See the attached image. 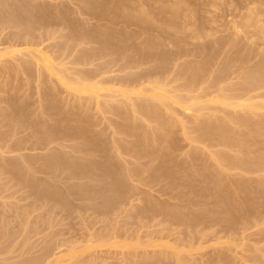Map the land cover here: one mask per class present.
<instances>
[{
    "label": "rangeland",
    "instance_id": "374dc122",
    "mask_svg": "<svg viewBox=\"0 0 264 264\" xmlns=\"http://www.w3.org/2000/svg\"><path fill=\"white\" fill-rule=\"evenodd\" d=\"M171 1L0 0V145L7 140L13 149L0 148V264H264V168L257 174L264 162L228 169L238 153L221 142L217 120L228 112L247 119L232 129L253 144L254 161L264 158V130L254 132L264 111L210 102L221 92L239 95L242 73L258 63L256 53L262 57L264 0H189L186 8L196 13L191 24L177 21L181 34L163 24L172 20ZM139 8L154 21L146 11L148 24L133 22ZM196 68L198 80L190 74ZM154 80L168 99L149 101L155 112L143 116L133 106L139 90L155 92ZM63 157L71 161L60 166ZM224 209L234 212V223Z\"/></svg>",
    "mask_w": 264,
    "mask_h": 264
},
{
    "label": "bare ground",
    "instance_id": "6f19581e",
    "mask_svg": "<svg viewBox=\"0 0 264 264\" xmlns=\"http://www.w3.org/2000/svg\"><path fill=\"white\" fill-rule=\"evenodd\" d=\"M27 1V0H26ZM117 1V0H116ZM130 1L132 2L131 4H130ZM138 1V0H137ZM147 0H139L138 2H136V0H125V4H129V5H148L147 4V2H146ZM154 1V0H153ZM156 1V0H155ZM168 1V0H167ZM195 1V0H194ZM205 1V0H204ZM203 1V2H204ZM211 1V0H210ZM217 1L218 0H216V3H217ZM221 1V0H220ZM248 1H251V0H248ZM254 1V3H256V0H252V2ZM83 2V1H82ZM85 2V1H84ZM120 2H122L123 3V5H125L124 4V2H123V0L121 1L120 0ZM120 2H118V3H120ZM139 2L141 3V4H139ZM161 2V1H160ZM164 2V1H163ZM162 2V3H163ZM206 2V1H205ZM214 2V1H213ZM212 2V3H213ZM219 2V1H218ZM21 3H22V1H21ZM20 3V4H21ZM25 3V2H24ZM29 3V2H28ZM118 3H116L115 2V5H121V4H118ZM133 3H135V4H133ZM156 3V2H155ZM170 3V2H169ZM168 3V4H169ZM193 3V2H192ZM207 3V2H206ZM209 0H208V6H209ZM229 3V2H228ZM238 3V2H237ZM247 3H251V2H247L246 1V4ZM261 3V2H260ZM6 4V3H5ZM158 3H156L155 5H157ZM194 4V3H193ZM193 4H191V5H193ZM231 4H232V2H231ZM245 4V3H244ZM245 4V5H246ZM252 4V3H251ZM259 4V3H258ZM263 4H264V2H263ZM11 5V4H10ZM93 5V4H92ZM166 5H167V2H166ZM184 5H186V6H184ZM187 5H190V1L189 0H172L171 1V4H170V6H171V8H170V6H169V11L168 10H165V11H168L169 12V14L171 15V21H170V23H168L167 22V20H166V23L167 24H169L168 26H166L167 24L166 23H163L164 24V26L166 27V28H170L171 26L172 27H176V24H177V21H178V23H179V21H184L183 23H185L186 22V19L187 20H189V21H187L186 23H190V20H191V14L192 15H194L196 12H195V10H194V12L195 13H193L192 12V10H189L188 8H186L187 7ZM199 5H202V4H199ZM214 5V4H213ZM216 5V4H215ZM214 5V6H215ZM218 5H219V3H218ZM233 5V4H232ZM234 5H237V4H234ZM239 5V4H238ZM255 5H257V4H255ZM260 5V4H259ZM16 6V5H15ZM206 6H207V4H206ZM207 6V7H208ZM217 6V5H216ZM94 7V6H93ZM195 7V6H194ZM210 7H213L212 5L210 6ZM218 7V6H217ZM7 8V7H6ZM105 8H107V7H105ZM118 8V7H117ZM214 8V7H213ZM2 9V8H1ZM109 9V8H108ZM123 9V8H122ZM170 9H171V11H170ZM193 9V8H192ZM206 9V8H205ZM211 9V8H210ZM217 8H215L214 10H216ZM14 10V9H13ZM32 10V9H31ZM105 10V9H104ZM125 10V9H124ZM134 10V9H133ZM138 10H140V8L139 9H137V11H136V9H135V11L136 12H138L136 15L137 16H141V17H139V19H138V17L137 16H135L134 15V17H133V13H132V20H133V22H134V19H135V21L137 20V21H139V22H142V23H147V22H149L148 21V17H150L151 15L148 13V11L147 10H145V9H143V10H145L144 12H142L143 10L141 9L140 10V12H142V13H140ZM11 11V10H10ZM109 11V10H108ZM146 11H147V13H148V17L146 16ZM150 11V10H149ZM165 11H163V13L165 12ZM205 11V13H207V12H209L210 10H204ZM207 11V12H206ZM249 11V10H248ZM247 11V12H248ZM250 11H254V10H250ZM1 12V14H2V11H0ZM6 12V11H5ZM20 12V11H19ZM31 12V11H30ZM112 12V11H111ZM119 12V11H118ZM160 12V11H159ZM199 12V11H198ZM10 13V12H9ZM115 13V12H114ZM120 13V12H119ZM161 13V12H160ZM166 13V12H165ZM209 13H211V12H209ZM25 14H28V13H25ZM108 14V13H107ZM124 14V13H123ZM139 14H141V15H139ZM158 14V13H157ZM168 14V13H167ZM208 14V13H207ZM248 14H249V12H248ZM9 15V14H8ZM11 15V14H10ZM9 15V16H10ZM116 15V14H115ZM159 15H161V14H159ZM158 15V16H159ZM198 15V14H197ZM206 15V14H205ZM250 15V14H249ZM252 15H253V13H252ZM251 15V16H252ZM35 16V15H34ZM58 16V15H57ZM250 16V17H251ZM13 17V16H12ZM20 17V16H19ZM25 17V16H24ZM27 17V16H26ZM26 17L24 18V19H26ZM59 17V16H58ZM57 17V18H58ZM137 19H136V18ZM157 17V16H156ZM160 17V16H159ZM158 17V18H159ZM194 17V16H193ZM196 17V16H195ZM27 18H29V17H27ZM31 18V17H30ZM40 18V17H39ZM140 18H141V20L143 19V21L144 20H146L145 22H143V21H141L140 20ZM151 18V17H150ZM198 18V17H197ZM197 18H195L194 20H196ZM204 18H205V16H204ZM248 18V17H247ZM13 19V18H12ZM11 19V20H12ZM37 19V18H36ZM64 19V18H63ZM152 20L151 21H154L153 20V18H151ZM180 19H182V20H180ZM185 19V20H184ZM202 19V18H201ZM200 19V20H201ZM252 19V18H251ZM8 20V19H7ZM150 20V19H149ZM163 20V19H162ZM170 20V19H169ZM247 21H248V19H246ZM253 20V19H252ZM53 21H55V20H53ZM150 21V22H151ZM158 21V20H157ZM197 21V20H196ZM207 21H209V20H207ZM246 21V22H247ZM251 21V20H250ZM28 22V20H26V23ZM31 22V21H30ZM39 22H40V20H39ZM45 22V21H44ZM56 22V21H55ZM62 22V21H61ZM165 22V21H164ZM195 22V21H194ZM198 22H199V18H198ZM204 22V21H203ZM211 22V21H210ZM256 22V21H255ZM7 23H8V21H7ZM19 23V22H18ZM17 23V24H18ZM25 23V22H24ZM25 23V27H27L28 25ZM43 23V22H42ZM154 23V22H153ZM185 23V24H186ZM197 23V22H196ZM212 23H214V22H212ZM245 23V22H244ZM248 23V22H247ZM256 23H258V22H256ZM262 23H264V22H262ZM20 24V23H19ZM138 24H140V23H138ZM148 24V23H147ZM147 24H145V25H147ZM149 24H152V22L151 23H149ZM162 24V25H163ZM184 24V25H185ZM191 24V23H190ZM199 24H200V22H199ZM202 24V23H201ZM211 24V23H210ZM249 24V23H248ZM27 25V26H26ZM29 25H31V24H29ZM37 25V24H36ZM35 25V26H36ZM42 25V24H41ZM55 25V24H54ZM60 25V24H59ZM142 25H144V24H142ZM182 25V24H181ZM193 25V24H192ZM208 25V24H207ZM245 25H246V23H245ZM256 25V24H255ZM258 25L259 24H257V27H258ZM141 26V25H140ZM148 26H150V25H148ZM190 26V25H189ZM200 26H203L204 27V25L202 24V25H200ZM263 26V25H262ZM261 26V27H262ZM62 27H64L63 25H62ZM151 27V26H150ZM164 27V28H165ZM171 27V28H172ZM192 27V26H191ZM190 27V28H191ZM210 27V26H209ZM245 27V26H244ZM17 28V27H16ZM19 28V27H18ZM30 28H31V26H30ZM163 28V29H164ZM193 28V27H192ZM206 28V27H205ZM235 30H236V28H235V26L233 27ZM231 29V30H234V29ZM256 28V27H255ZM263 28V27H262ZM172 29H175V31H176V33H178V32H180V31H183L182 30V28H180L178 25H177V27L176 28H172ZM183 29H184V27H183ZM196 29H198V28H196ZM200 29H202V28H200ZM238 29V28H237ZM257 29V28H256ZM31 30H33V29H31ZM162 30V29H161ZM166 30V29H165ZM164 30V31H165ZM192 30V29H191ZM194 30H195V28H194ZM206 30V29H205ZM204 30V31H205ZM260 30V29H259ZM261 30H263V29H261ZM164 31L162 32L163 34H164ZM173 31V30H172ZM189 31V30H188ZM197 31V30H196ZM201 31V30H200ZM213 31V30H212ZM237 31V30H236ZM174 32V31H173ZM191 32H193V31H191ZM190 32V33H191ZM202 32H203V30H202ZM215 32V31H214ZM161 33V32H160ZM175 33V32H174ZM193 33H195V32H193ZM192 33V34H193ZM204 33V32H203ZM234 33V32H233ZM232 33V34H233ZM236 33V32H235ZM234 33V34H235ZM178 34H181V33H178ZM201 34V35H200ZM200 34L199 33H197L195 36H196V38H199V39H201L202 38V40H203V37H202V33L200 32ZM205 34V33H204ZM215 34V33H214ZM263 34V33H262ZM104 35V34H103ZM177 35V34H176ZM208 35V34H207ZM98 36V35H97ZM189 36L191 37V34H189ZM194 35L192 36V37H195ZM209 36H211L210 38H212L213 36L212 35H209ZM234 36V35H233ZM237 36H239V35H237ZM101 37V36H100ZM104 37V36H103ZM158 37V36H157ZM181 37V36H180ZM189 37V38H190ZM207 37V36H206ZM230 37V36H229ZM235 38H236V36H234ZM261 39H263V36L261 35ZM69 38V37H68ZM112 38V37H111ZM151 38V37H150ZM161 38V37H160ZM177 38V37H176ZM184 38V37H183ZM208 38V37H207ZM216 38V37H215ZM233 38V37H232ZM231 37H230V40L232 39ZM101 39V38H100ZM178 39V38H177ZM259 39H260V36H259ZM72 40V39H71ZM96 40V39H95ZM181 40V39H180ZM196 40V39H195ZM201 40V41H202ZM216 40H217V38H216ZM226 40V39H225ZM234 40H236V39H233V41ZM69 41V40H68ZM67 41V42H68ZM155 42H156V44L155 45H157L158 44V42L156 41V40H154ZM191 41H194V39H192ZM197 41V40H196ZM205 41V40H204ZM218 41V40H217ZM222 41V40H221ZM239 41V40H238ZM235 42V43H240V42ZM150 42H151V40H150ZM176 42H177V40H176ZM186 42V41H185ZM206 42V41H205ZM210 42V41H209ZM262 42L264 43V40H262ZM95 43V42H94ZM118 43V42H117ZM160 43V42H159ZM197 43H198V41H197ZM201 43H203V42H201ZM232 43V42H231ZM230 43V41H229V44L230 45H232ZM234 43V44H235ZM114 44V43H113ZM147 44V43H146ZM174 44V43H173ZM179 44V43H178ZM145 44H143V46H144ZM153 45V44H152ZM151 45V47H153ZM160 44H158V46H159ZM176 45V44H175ZM186 45V44H185ZM208 45H211V43H209ZM220 45V44H219ZM147 46H148V44H147ZM150 46V45H149ZM148 46V47H149ZM179 46V45H178ZM191 46H193V43L191 44ZM212 46V45H211ZM215 46V45H214ZM226 46H228V45H226ZM247 46H249V45H247ZM246 46V47H247ZM146 47V46H145ZM157 47V46H156ZM179 47H181V43H180V46ZM198 47H199V45H198ZM201 47V46H200ZM204 47V46H203ZM202 47V48H203ZM206 47V46H205ZM209 47V46H208ZM216 47V46H215ZM252 47V46H251ZM251 47L249 46V48L251 49ZM264 47V46H263ZM106 48H108V46L106 47ZM106 48H105V50H106ZM125 48V47H124ZM193 48V47H192ZM218 48V47H217ZM220 48V47H219ZM252 48H254V47H252ZM102 49V48H101ZM144 49H147L148 50V48H144ZM180 49V48H179ZM178 49V50H179ZM191 49V48H190ZM197 49V48H196ZM200 49V48H199ZM204 49V48H203ZM210 49V48H209ZM208 49V50H209ZM243 49V48H242ZM247 49V48H246ZM264 49V48H263ZM104 50V49H103ZM109 50V49H108ZM182 50H183V48H182ZM194 50V49H193ZM198 50V49H197ZM214 50V49H213ZM218 50V49H217ZM247 50H249V49H247ZM246 50V51H247ZM254 50V49H253ZM21 51V50H20ZM19 51V52H20ZM22 51H25V50H22ZM143 51V50H142ZM145 51V50H144ZM158 51V50H157ZM204 51V52H203ZM202 51V53L204 54L205 53V50H203ZM244 51V50H243ZM251 50H249V52H250ZM255 51V50H254ZM262 51H264V50H262ZM38 52V51H37ZM104 52V51H103ZM114 52V51H113ZM186 52V51H185ZM194 52V51H193ZM193 52H191V53H193ZM248 51H247V54L249 53ZM256 52V51H255ZM258 52V51H257ZM21 54H22V52H20ZM24 53H26V52H24ZM119 53V52H118ZM175 53H177V52H175ZM225 53V52H224ZM246 53V52H245ZM254 53V52H253ZM253 53H251V54H253ZM259 53H261V52H259ZM264 53V52H263ZM263 53H261L262 54V57L260 58V56L261 55H259L258 53H256V59L257 58H259V61H258V63L257 62H255V60H254V62L255 63H253L254 64V66H252V67H250V69L248 68V70H246L244 73H242V75H241V81L239 82L240 83V85L242 86V89H241V92H240V94L239 95H237V96H231V97H226V95L225 96H223V93L221 92V95H218V96H214L215 98L213 99V100H211L210 102H212V103H216V104H220V106L221 105H223L224 106V108H226L227 107V109H229L230 111H232V110H234V109H239L241 112L243 111V112H245V111H251L252 109H254V110H263L264 111V101L263 102H260L259 104H250V103H248V101L249 100H252V99H254V98H261V99H264V92L263 93H261L260 92V94H258L259 93V91H262V90H264V56H263ZM20 54V55H21ZM28 54V53H27ZM34 54V53H33ZM88 54V53H87ZM144 54V53H143ZM146 54V53H145ZM188 54V53H187ZM195 54V53H194ZM259 56H258V55ZM93 55V54H92ZM153 55H155V54H153ZM179 55H180V53H179ZM178 55V56H179ZM186 55V54H185ZM190 55V54H189ZM210 55V54H209ZM215 55H216V51H215ZM24 56H26V55H24ZM29 56H30V54H29ZM37 55L35 54V57H36ZM40 56V55H39ZM208 56V55H207ZM221 56V55H220ZM253 56H254V54H253ZM254 56V57H255ZM38 57V56H37ZM41 57V56H40ZM40 57H39V59H40ZM82 57V56H81ZM84 57H85V55H84ZM88 57V56H87ZM95 57V56H94ZM97 57V56H96ZM102 57V56H101ZM176 57V56H175ZM252 57V56H251ZM25 58V57H24ZM144 58H145V55H144ZM160 58V57H159ZM98 59V58H97ZM123 59V58H122ZM207 59V58H206ZM206 59H204V63H207L208 62V59L206 60ZM236 60H238L237 58H235ZM235 59L233 60V62H235ZM261 59V60H260ZM33 60H38L37 58L36 59H33ZM82 60V59H81ZM121 60V59H120ZM144 60V59H143ZM203 60V59H202ZM244 60V59H243ZM80 60L78 59V62H79ZM162 61V60H161ZM228 61V60H227ZM230 61V60H229ZM228 61V62H229ZM36 62V61H35ZM46 62V61H45ZM128 62V61H127ZM130 62V61H129ZM242 62V61H241ZM240 62V63H241ZM245 62V64H246V61H244ZM38 63V62H37ZM47 63V62H46ZM83 63H85V62H83ZM87 63V62H86ZM131 63V62H130ZM227 63V62H226ZM239 63V62H238ZM257 63V64H256ZM105 64V63H104ZM103 64V65H104ZM109 64V63H108ZM158 64V63H157ZM160 64V63H159ZM242 64V63H241ZM256 64V65H255ZM34 65V64H33ZM53 65V64H52ZM51 65V66H52ZM74 65V64H73ZM126 65H128V64H126ZM231 65V64H230ZM247 65L248 64H246V67H247ZM41 66H43L42 64H41ZM108 66V65H107ZM106 66V67H107ZM160 66V65H159ZM229 66V65H228ZM232 66V65H231ZM244 66V65H243ZM23 67V66H22ZM35 67V66H34ZM38 67V66H37ZM122 67V66H121ZM125 67V66H124ZM224 67V66H223ZM245 67V68H246ZM25 68V67H24ZM109 68V67H108ZM107 68V69H108ZM198 68V67H197ZM192 69V72L190 73V74H192L191 75V78L193 79H197L198 80V72L201 70V69ZM227 68V67H226ZM235 68V67H234ZM243 68V67H242ZM23 69V68H22ZM21 69V70H22ZM43 69V68H42ZM46 69V68H45ZM187 69V68H186ZM224 69V68H223ZM247 69V68H246ZM17 70H18V68H17ZM65 70V69H64ZM74 70H75V68H74ZM240 70V69H239ZM26 71V70H25ZM24 71V72H25ZM46 71V70H45ZM47 71H48V69H47ZM46 71V72H47ZM103 71V70H102ZM204 71H206V70H204ZM203 71V72H204ZM19 72V71H18ZM29 72V71H28ZM64 72V71H63ZM201 72V71H200ZM202 72V73H203ZM26 73V72H25ZM48 73V72H47ZM100 73V72H99ZM106 73H109V72H106ZM110 73H111V71H110ZM211 73H213V72H211ZM60 74V73H59ZM91 74V73H90ZM210 74V73H209ZM209 74L207 73V78L208 77H210L209 76ZM240 74V73H239ZM58 75V74H57ZM64 75V74H63ZM76 75V74H75ZM81 75V74H80ZM141 75V74H140ZM139 75V76H140ZM189 75V74H188ZM203 74H201V78L203 77L202 76ZM236 75H237V73H236ZM137 76V75H136ZM176 76V75H175ZM190 76V75H189ZM68 77V76H67ZM88 77V76H87ZM90 77V76H89ZM143 77V76H142ZM148 77V76H147ZM186 77V76H185ZM206 77V76H205ZM39 78H41V77H39ZM135 78V77H134ZM141 78V77H140ZM204 78V77H203ZM231 78V77H230ZM61 79L62 80H65V77H64V79L61 77ZM71 79V76H70V78H69V80ZM73 79V78H72ZM136 79V78H135ZM142 79V78H141ZM199 79H200V77H199ZM238 79H239V77H238ZM79 80H80V78H79ZM83 80H85V78L83 79ZM119 80V79H118ZM124 80V79H123ZM140 80V79H139ZM202 80V79H201ZM205 80V79H204ZM204 80H202L204 83H205V81ZM207 80V79H206ZM209 80H210V78H209ZM229 80V79H228ZM66 81V80H65ZM78 81V80H77ZM76 81V82H77ZM114 81V80H113ZM168 81H170V80H168ZM200 81V80H199ZM208 81V80H207ZM220 81V80H219ZM63 82V81H62ZM117 82V81H116ZM121 82V81H120ZM140 82H141V80H140ZM144 81H142L141 83H143ZM154 82H156L155 84L153 83V86H155L154 87V89H155V92L154 93H151V94H147V92H146V94H143L141 91H143L142 89H141V91L139 90V92H140V94L142 95V100H137L138 102H137V104H136V106H133V107H135L136 108V110H137V112L138 113H141L143 116L144 115H148V116H150V113H154L155 112V108H151V105L149 104L150 102L149 101H151V100H157V101H159V102H163V101H166V98H167V96H165V94L164 93H161L162 92V84L161 83H158L157 81H155L154 80ZM172 82V81H171ZM193 82V81H192ZM191 82V83H192ZM209 82V81H208ZM71 83V81L69 82V84ZM74 83V82H73ZM86 83H87V81H86ZM85 83V84H86ZM89 83H92V82H89ZM124 83V82H123ZM123 83H121V84H123ZM130 83V82H129ZM129 83H128V86H129ZM158 83V84H157ZM200 83V82H199ZM203 83V84H204ZM222 83V82H221ZM75 84V83H74ZM74 84H70V85H74ZM95 84V83H94ZM125 84V83H124ZM139 84V83H138ZM198 84V83H197ZM201 84V83H200ZM238 84V83H237ZM76 85V84H75ZM84 85V84H83ZM163 85H165V84H163ZM218 85H219V83H218ZM65 86V85H64ZM86 86H90L89 84L88 85H86ZM126 86V85H125ZM131 86H132V84H131ZM196 86V85H195ZM224 86V85H223ZM68 87V86H67ZM92 87V86H91ZM134 87V86H133ZM141 87V86H140ZM190 87V86H189ZM96 88V87H95ZM153 88V87H152ZM164 88V87H163ZM201 88V87H200ZM91 89V88H90ZM150 89H151V87H150ZM223 89V88H222ZM231 89V88H230ZM84 90V89H83ZM91 90H95L94 88L93 89H91ZM145 90V89H144ZM153 90V89H152ZM234 90V89H233ZM70 91V90H69ZM72 91V90H71ZM86 91V90H85ZM151 91V90H150ZM149 91V92H150ZM182 91H184V90H182ZM221 91V90H220ZM225 91V90H224ZM126 92V91H125ZM133 92V91H132ZM148 92V93H149ZM164 92V91H163ZM167 92V91H166ZM189 93H190V91H188ZM206 92H208L207 90H206ZM254 92H258L257 94H253L252 95V93H254ZM83 93V92H82ZM122 93H124L123 92V90H122ZM135 93V92H134ZM209 93H211V91H209ZM208 93V94H209ZM81 94V93H80ZM117 94V93H116ZM119 94H121L120 92H119ZM199 94V93H198ZM206 94V93H205ZM207 94V95H208ZM139 95V94H138ZM140 95V96H141ZM190 95V94H189ZM117 96V95H116ZM119 96H121V95H119ZM123 96H124V94H123ZM139 96V97H140ZM205 96V95H204ZM186 97V96H185ZM206 97V96H205ZM204 97V98H205ZM125 98V97H124ZM141 98H139V99H141ZM195 98V97H194ZM208 98V97H207ZM113 99H114V97H113ZM126 99V98H125ZM138 99V98H137ZM168 99V98H167ZM175 101H178V102H180V103H183V102H181L179 99H176V98H173ZM198 99V98H197ZM136 100V99H135ZM170 100V99H169ZM129 101V100H128ZM109 102V101H108ZM124 102H125V100H124ZM131 102H133V101H131ZM101 103V102H100ZM134 103V102H133ZM164 103V102H163ZM131 104V103H130ZM151 104H152V102H151ZM169 104V103H168ZM161 105V104H160ZM19 106V105H18ZM100 106V105H99ZM123 106V105H122ZM153 106V105H152ZM10 107V106H9ZM124 107V106H123ZM154 107V106H153ZM156 107V106H155ZM44 108V107H43ZM131 108H132V106H131ZM10 109V108H9ZM12 110V109H11ZM18 110V109H17ZM133 110H134V108H133ZM156 110H157V108H156ZM171 110V109H170ZM3 111V110H2ZM188 111V110H187ZM17 112V111H16ZM20 112V111H19ZM185 113H186V111H184ZM5 113V112H4ZM135 113H136V111H135ZM189 113V112H188ZM17 114V113H16ZM21 116V115H20ZM161 116V115H160ZM142 117V116H141ZM22 118V117H21ZM129 118V117H128ZM145 118V117H144ZM11 119H12V117H11ZM11 119H8V123L7 124H9V120H11ZM17 119V118H16ZM40 119V118H39ZM169 119V118H168ZM14 120V119H13ZM170 120V119H169ZM172 120V119H171ZM218 120V122H220V126H218V130H219V132H220V138H221V142H223V145L226 147V148H228V149H230V150H232V151H236L237 153H238V156L237 157H234V158H232L231 160H230V162H229V165L227 166V168L228 169H242V170H244V171H246V170H248L247 169V167H249L251 164H256V163H259V164H263V160H264V158L260 155V156H258V157H256V159L254 160V161H249L248 160V156L250 155V154H252V153H255V151L253 150V144L252 143H250V144H248L247 143V141H242L241 140V137H243V133H241V132H233V129H232V127L234 126H237V127H245L244 125V123L247 121V119L245 118V117H237V116H235V115H233V114H231V113H226L225 114V117H223V118H221V119H217ZM12 121V120H11ZM4 121H2V123H3ZM18 122V121H17ZM26 122V121H25ZM60 122V121H59ZM126 122V121H125ZM13 123V122H12ZM14 123H15V121H14ZM27 123V122H26ZM56 123V122H55ZM172 123V122H171ZM171 123H169V124H171ZM1 124V123H0ZM57 124V123H56ZM158 124V123H157ZM177 124V123H176ZM48 125V124H47ZM125 125V124H124ZM126 125H128V124H126ZM139 125V124H138ZM161 125V124H160ZM171 125H175V123L173 124H171ZM242 125V126H241ZM2 126V125H1ZM3 126H6V125H3ZM11 126V125H10ZM35 126V125H34ZM37 126H38V124H37ZM59 126V125H58ZM135 126V125H134ZM156 126V125H155ZM133 127V126H132ZM136 127V126H135ZM174 127V126H173ZM175 127H176V125H175ZM25 128V127H24ZM23 128V129H24ZM41 128V127H40ZM45 128V127H44ZM58 128V127H57ZM56 128V129H57ZM134 128V127H133ZM156 128V127H155ZM30 129V128H29ZM53 129V128H52ZM63 129V128H62ZM157 129V128H156ZM9 130V129H8ZM11 130V129H10ZM51 130V129H50ZM61 130V129H60ZM75 130V129H74ZM117 130V129H116ZM184 130H186V129H184ZM203 130V129H202ZM264 130V125H261L260 124V126H258L255 130H254V132L257 134H259V133H261L262 131ZM37 131V130H36ZM53 131V130H52ZM157 131L159 132V131H162L161 133L164 135V133L166 132V131H168L167 130V128H166V126L164 125V124H162L161 126H159L158 127V129H157ZM165 131V132H164ZM197 131V130H196ZM200 131V130H199ZM10 132V131H9ZM14 132H15V129H14ZM47 132V131H46ZM63 132V131H62ZM198 132V131H197ZM6 133V132H5ZM4 133V134H5ZM11 133V132H10ZM50 133V132H49ZM155 133V132H154ZM185 133V132H184ZM200 133V132H199ZM251 133H252V131H251ZM72 134V133H71ZM187 134V133H186ZM1 135V134H0ZM11 135V134H10ZM12 135H13V133H12ZM50 135H52V134H50ZM163 135H161L160 137L161 138H163L162 136ZM202 135V134H201ZM213 135V134H212ZM8 136H9V134H8ZM7 136V133H6V137H8ZM14 136V135H13ZM204 136H205V134H204ZM4 137V136H3ZM2 137V138H3ZM5 137V138H6ZM11 137V136H10ZM47 137H48V135H47ZM51 137V136H50ZM64 137V136H63ZM62 137V138H63ZM74 137V136H73ZM81 137V136H80ZM165 137V136H164ZM2 138H0V140L2 139ZM69 138V137H68ZM38 139V138H37ZM67 139V138H66ZM87 139H88V137H87ZM45 140H47V139H45ZM44 140V141H45ZM62 140V139H61ZM250 140H252V138L250 139ZM8 141H10V142H12L11 140H8ZM39 141H40V139H39ZM3 142H5V141H3ZM91 142L93 143V141L91 140ZM16 143H19V142H16ZM27 143V142H26ZM49 143V145H50V142H48ZM98 143V142H97ZM7 144V140H6V143L4 144H2L1 143V145H3L4 147L6 146L7 147V149L9 148V149H11L10 147H11V145H12V143H11V145H6ZM23 144H25L24 142H23ZM32 144V143H31ZM36 144V143H35ZM252 144V145H251ZM0 145V146H1ZM96 144H94V146H95ZM19 146H21V144L19 145ZM33 146V145H32ZM78 146V145H77ZM91 146V145H90ZM119 146V145H118ZM5 147V148H6ZM13 147H15V145H13ZM12 147V148H13ZM31 147V146H30ZM81 147V146H80ZM1 149H3V147L1 146L0 147ZM20 148V147H19ZM79 148V147H78ZM82 148V147H81ZM94 148V147H93ZM18 149V148H17ZM76 149V148H75ZM97 149V148H96ZM159 149V148H158ZM12 151H13V149H11ZM10 150V151H11ZM72 150H74V149H72ZM71 150V151H72ZM95 150V149H94ZM157 150V149H156ZM161 150V149H160ZM3 151V150H2ZM98 151V150H97ZM76 152V151H75ZM100 152V151H99ZM10 153V152H9ZM62 153V152H61ZM78 153V152H77ZM82 153H83V151H82ZM81 153V154H82ZM103 154V153H102ZM105 154V153H104ZM65 156H67V155H65ZM84 156V155H83ZM85 157V156H84ZM60 158V157H59ZM64 159V161L62 162V157H61V162L59 163V165L60 166H64L65 164H68V162L69 161H71V160H69L70 159V157H63ZM65 158H69L68 160H65ZM56 159V158H55ZM72 159V158H71ZM74 159V158H73ZM216 159L219 161V163H222L223 162V160H225L224 158H223V155H219L218 157H216ZM31 160V159H30ZM57 160V159H56ZM25 161V160H24ZM27 162V161H26ZM28 162H29V160H28ZM27 162V163H28ZM47 162V161H46ZM89 162H90V160H89ZM4 164L6 163V161L5 162H3ZM13 163V162H12ZM54 163H55V161H54ZM57 164V163H56ZM63 164V165H62ZM78 164V163H77ZM90 164V163H89ZM96 164V163H95ZM116 164V163H115ZM51 164H48V170H49V166H50ZM86 165V164H85ZM117 165V164H116ZM47 166V165H46ZM91 166H93V164L91 165ZM31 167V166H30ZM29 168V167H28ZM28 168H26V169H28ZM57 168V167H56ZM81 168H82V166H81ZM88 168H90V167H88ZM99 168V167H98ZM109 168V167H108ZM137 168V167H136ZM154 168V167H153ZM262 168H264V167H260V169L259 170H257V174H259L260 175V173H258V172H263V170H261ZM21 169V168H20ZM32 169V168H31ZM50 169H52L51 167H50ZM54 169H55V167H54ZM60 170L62 169L61 167L59 168ZM91 169V168H90ZM146 169V168H145ZM149 169V168H148ZM56 170H58V168L56 169ZM63 170V169H62ZM61 170V171H62ZM140 170V169H139ZM52 171V170H51ZM59 171V170H58ZM79 171V170H78ZM90 171V170H89ZM120 171V170H119ZM255 171V170H254ZM29 172V171H28ZM27 172V173H28ZM57 172V171H56ZM63 172V171H62ZM91 172V171H90ZM117 172V171H116ZM129 172H132V171H129ZM139 172V171H138ZM21 173V172H20ZM79 173V172H78ZM110 173V172H109ZM108 173V174H109ZM112 173V172H111ZM114 173V172H113ZM117 173H119V172H117ZM122 173H124V172H122ZM133 173L134 174H136L137 172H135V171H133ZM132 173V174H133ZM140 173V172H139ZM95 174H97V173H95ZM133 174V175H134ZM256 174V175H257ZM82 176L84 175L83 173L81 174ZM92 175V174H91ZM101 174H99V176H100ZM110 175V174H109ZM115 175V174H114ZM128 175H129V173H128ZM137 176H138V174H136ZM140 175V174H139ZM23 176H24V174H23ZM86 176V175H85ZM94 176H96V177H98L97 175H94ZM141 176V175H140ZM96 177H95V179H96ZM103 177V176H102ZM109 177V176H108ZM135 177V176H134ZM93 178V177H92ZM99 178V177H98ZM258 178H259V176H258ZM24 179V178H23ZM92 180V179H91ZM138 180V179H137ZM142 180V179H141ZM259 180V179H258ZM257 180V181H258ZM101 181V180H100ZM37 182V181H36ZM235 183H238V181H235ZM258 183V182H257ZM29 184H30V182H29ZM260 184L264 187V179H261V181H260ZM192 186V185H191ZM238 187V186H237ZM36 188V187H35ZM46 188V187H45ZM32 189H34V188H32ZM121 190V189H120ZM83 191V190H82ZM254 193V192H253ZM52 194V193H51ZM55 194V191H54V193L52 194V195H54ZM57 194V193H56ZM44 195V194H43ZM59 195V194H58ZM58 195H56V196H58ZM112 195H113V193H112ZM46 195H44L43 197H45ZM91 195H89V197H90ZM115 196V195H114ZM43 197H40L41 199L43 198ZM47 197H48V195H47ZM46 197V198H47ZM62 197V196H61ZM49 198H50V196H49ZM108 198H109V196H108ZM107 198V199H108ZM116 199V198H115ZM219 199H220V201H224L225 202V200L222 198V197H219ZM53 200V199H52ZM55 200V199H54ZM58 200V199H57ZM110 200V199H109ZM117 201V200H116ZM109 202V201H108ZM110 202H112V200L110 201ZM189 202V201H188ZM202 202V201H201ZM104 203V202H103ZM118 203V202H117ZM114 204V203H113ZM194 204V203H193ZM199 204V203H198ZM175 208V207H174ZM178 208V207H177ZM182 208H183V206H182ZM179 209V208H178ZM201 209V208H200ZM174 210V209H173ZM166 211V210H165ZM210 211H212V210H210ZM224 212V214L226 213L227 215H229V223H234L235 222V217H234V212L233 211H231V210H228V209H224L223 210ZM198 212V211H197ZM248 212V211H247ZM262 213V212H261ZM175 214V213H174ZM195 214V213H194ZM250 215V214H249ZM200 217V216H199ZM202 217V216H201ZM197 218V217H196ZM181 219V218H180ZM179 219V220H180ZM199 219V218H198ZM197 219V220H198ZM178 220V219H177ZM176 220V221H177ZM182 220V219H181ZM178 222V221H177ZM176 222V223H177ZM179 223V222H178ZM219 225V224H218ZM193 227V226H192ZM259 248H262V247H259ZM262 250H264L263 248H262ZM259 252H261L260 251V249H259ZM262 253H263V255H264V251H262ZM259 254V253H258ZM257 258V257H256ZM262 259H263V257H261ZM264 260V259H263ZM261 261V260H260ZM226 263V262H225ZM262 262H260V264H261ZM258 264V263H257ZM263 264V263H262Z\"/></svg>",
    "mask_w": 264,
    "mask_h": 264
}]
</instances>
